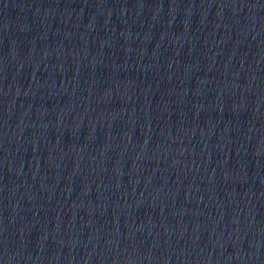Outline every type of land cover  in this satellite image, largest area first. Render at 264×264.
<instances>
[{"label":"water","instance_id":"95a60500","mask_svg":"<svg viewBox=\"0 0 264 264\" xmlns=\"http://www.w3.org/2000/svg\"><path fill=\"white\" fill-rule=\"evenodd\" d=\"M0 264H264V0H0Z\"/></svg>","mask_w":264,"mask_h":264}]
</instances>
